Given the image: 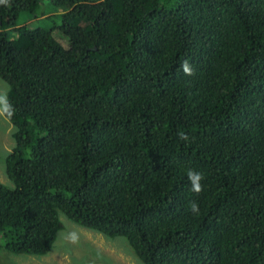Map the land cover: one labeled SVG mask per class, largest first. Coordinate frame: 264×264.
<instances>
[{
    "label": "trees",
    "instance_id": "16d2710c",
    "mask_svg": "<svg viewBox=\"0 0 264 264\" xmlns=\"http://www.w3.org/2000/svg\"><path fill=\"white\" fill-rule=\"evenodd\" d=\"M41 1L0 4V248L45 256L63 215L141 264H264V0Z\"/></svg>",
    "mask_w": 264,
    "mask_h": 264
},
{
    "label": "rangeland",
    "instance_id": "374dc122",
    "mask_svg": "<svg viewBox=\"0 0 264 264\" xmlns=\"http://www.w3.org/2000/svg\"><path fill=\"white\" fill-rule=\"evenodd\" d=\"M36 14L42 25L50 19V25H60V10L53 9L46 0H42ZM44 15V16H42ZM32 15L22 14L18 23H32ZM53 37L64 45L58 29L52 31ZM66 46V45H65ZM9 83L0 77V96H7ZM12 126L0 115V182L11 185L5 173V158L13 145ZM63 230L51 251L42 257L14 255L0 248V264H141L132 248L122 237L108 238L103 234L85 229L60 216Z\"/></svg>",
    "mask_w": 264,
    "mask_h": 264
},
{
    "label": "clouds",
    "instance_id": "9594fccd",
    "mask_svg": "<svg viewBox=\"0 0 264 264\" xmlns=\"http://www.w3.org/2000/svg\"><path fill=\"white\" fill-rule=\"evenodd\" d=\"M6 3H7V0H0V4H6ZM182 68L185 74H188V75L193 74V70L187 61H184L182 63ZM12 112H13V109L7 97L0 96V115L7 114V116L10 117L12 115ZM181 139L187 140L188 137L186 135L181 134ZM187 175L191 183V190L194 193H197V194L200 193L202 191V184H201V181L203 179L202 174L199 172H194L192 170H189ZM189 207L192 212L198 213L199 209L195 201L191 202Z\"/></svg>",
    "mask_w": 264,
    "mask_h": 264
}]
</instances>
